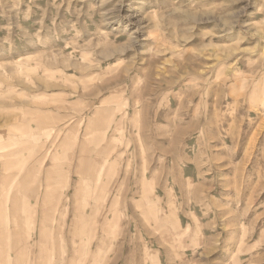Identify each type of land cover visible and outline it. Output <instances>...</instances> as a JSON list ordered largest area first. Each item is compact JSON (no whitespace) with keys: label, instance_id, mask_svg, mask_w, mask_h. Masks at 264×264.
<instances>
[{"label":"rangeland","instance_id":"374dc122","mask_svg":"<svg viewBox=\"0 0 264 264\" xmlns=\"http://www.w3.org/2000/svg\"><path fill=\"white\" fill-rule=\"evenodd\" d=\"M0 264H264V0H0Z\"/></svg>","mask_w":264,"mask_h":264}]
</instances>
